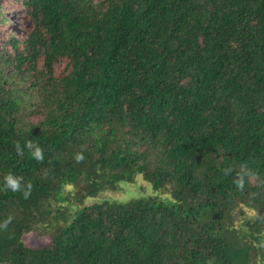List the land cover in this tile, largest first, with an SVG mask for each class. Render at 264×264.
Masks as SVG:
<instances>
[{"label":"trees","instance_id":"trees-1","mask_svg":"<svg viewBox=\"0 0 264 264\" xmlns=\"http://www.w3.org/2000/svg\"><path fill=\"white\" fill-rule=\"evenodd\" d=\"M14 1L32 27L0 40V264H264V0ZM81 174L83 199L154 195L51 227Z\"/></svg>","mask_w":264,"mask_h":264},{"label":"rangeland","instance_id":"rangeland-1","mask_svg":"<svg viewBox=\"0 0 264 264\" xmlns=\"http://www.w3.org/2000/svg\"><path fill=\"white\" fill-rule=\"evenodd\" d=\"M2 3L4 5L3 18L5 20L3 21V18H1L2 21L0 22V40L6 43L12 37L23 39L27 35V31L32 27V20L30 19L26 8L22 6L20 2L14 0H3ZM7 46L10 45L7 44ZM60 65L62 64H59V66ZM82 176V174L79 175L75 186L73 187V191L75 190V194H65V196L70 199L69 201H71V203L73 202V206L70 205L69 201L68 205H70V207L66 206L62 202L59 203L60 201L57 202L53 200L44 205V220L50 223L51 227H56L58 223L62 221V216L56 219L57 216L62 214V211H66V214L72 213L73 210H76L78 208L80 209L94 202H100L107 199L123 201L136 196L147 197L149 195H154L151 191V188L139 178L135 184H123L119 190L110 189L107 191H102L101 194L99 193L97 196L83 199L85 197L83 195V192L77 191L76 187L79 186L80 188H86L91 184L87 182V180H85V177ZM68 189L71 190V187H68ZM95 190H98V188H96ZM254 214V212H248L249 217L254 216ZM69 217L72 218L73 215H66L65 220H63L61 223H64ZM238 225L243 226L242 222H239ZM243 229L246 230V227L243 226ZM39 234L40 233L37 232L27 234L24 237V241L32 246H43L48 244L50 241L49 237H43Z\"/></svg>","mask_w":264,"mask_h":264},{"label":"clouds","instance_id":"clouds-1","mask_svg":"<svg viewBox=\"0 0 264 264\" xmlns=\"http://www.w3.org/2000/svg\"><path fill=\"white\" fill-rule=\"evenodd\" d=\"M80 156H77V159H80ZM6 184L9 186L12 190H16L19 187V183L16 179H13L11 176L6 178ZM25 196H27V192H25Z\"/></svg>","mask_w":264,"mask_h":264}]
</instances>
